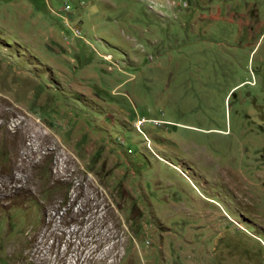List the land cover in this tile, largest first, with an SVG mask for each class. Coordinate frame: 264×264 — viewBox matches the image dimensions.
<instances>
[{
	"label": "rangeland",
	"instance_id": "374dc122",
	"mask_svg": "<svg viewBox=\"0 0 264 264\" xmlns=\"http://www.w3.org/2000/svg\"><path fill=\"white\" fill-rule=\"evenodd\" d=\"M263 30L264 0H0V264H264Z\"/></svg>",
	"mask_w": 264,
	"mask_h": 264
},
{
	"label": "bare ground",
	"instance_id": "6f19581e",
	"mask_svg": "<svg viewBox=\"0 0 264 264\" xmlns=\"http://www.w3.org/2000/svg\"><path fill=\"white\" fill-rule=\"evenodd\" d=\"M19 137L20 138H26L27 137V135H26V133H24V131H23V133L21 132L20 134H19ZM22 140V139H21ZM19 158H20V160H19V162L21 163V164H16L17 166H16V168H18V169H24V168H27L28 169V167L31 165V167H32V164H33V161H34V159H35V153L34 152H28V153H24L23 152V154L22 155H19ZM18 163V162H17ZM35 165V164H34ZM30 167V168H31ZM25 171V170H24ZM18 180V179H17Z\"/></svg>",
	"mask_w": 264,
	"mask_h": 264
},
{
	"label": "flooded vegetation",
	"instance_id": "af4514ba",
	"mask_svg": "<svg viewBox=\"0 0 264 264\" xmlns=\"http://www.w3.org/2000/svg\"><path fill=\"white\" fill-rule=\"evenodd\" d=\"M219 11V10H218ZM218 14H219V12H218ZM234 26H236L237 27V25L235 24ZM263 33H264V30L261 32V37H262V35H263ZM258 37V35L257 36H255L254 38H257ZM245 84H247V83H245Z\"/></svg>",
	"mask_w": 264,
	"mask_h": 264
}]
</instances>
